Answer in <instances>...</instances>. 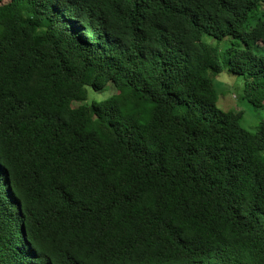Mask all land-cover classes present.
<instances>
[{
  "label": "trees",
  "instance_id": "obj_1",
  "mask_svg": "<svg viewBox=\"0 0 264 264\" xmlns=\"http://www.w3.org/2000/svg\"><path fill=\"white\" fill-rule=\"evenodd\" d=\"M223 71L264 106V0L2 4L0 264H264V122Z\"/></svg>",
  "mask_w": 264,
  "mask_h": 264
},
{
  "label": "rangeland",
  "instance_id": "obj_2",
  "mask_svg": "<svg viewBox=\"0 0 264 264\" xmlns=\"http://www.w3.org/2000/svg\"><path fill=\"white\" fill-rule=\"evenodd\" d=\"M16 4L17 0H2V4ZM210 46L216 45V42H207ZM213 85L216 90L218 97L217 107L219 110L227 112L233 111L241 113L240 126L248 132H254L255 128L260 122H264V106L261 108L254 107L249 104L242 96V85L238 77L227 73L226 71L221 72L214 80ZM107 96V95H105ZM102 95L95 96V94L89 91L87 102L91 99L100 100ZM192 131L202 134L205 129L199 125L192 124L190 126ZM105 127L101 128L104 132Z\"/></svg>",
  "mask_w": 264,
  "mask_h": 264
},
{
  "label": "snow or ice",
  "instance_id": "obj_3",
  "mask_svg": "<svg viewBox=\"0 0 264 264\" xmlns=\"http://www.w3.org/2000/svg\"><path fill=\"white\" fill-rule=\"evenodd\" d=\"M3 187H4L3 179H0V188H3Z\"/></svg>",
  "mask_w": 264,
  "mask_h": 264
}]
</instances>
